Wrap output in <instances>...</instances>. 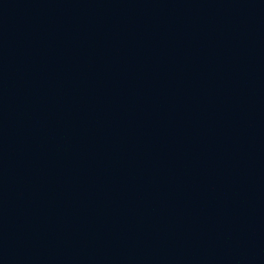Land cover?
Returning <instances> with one entry per match:
<instances>
[{
	"label": "water",
	"instance_id": "obj_1",
	"mask_svg": "<svg viewBox=\"0 0 264 264\" xmlns=\"http://www.w3.org/2000/svg\"><path fill=\"white\" fill-rule=\"evenodd\" d=\"M0 264H264V0H0Z\"/></svg>",
	"mask_w": 264,
	"mask_h": 264
}]
</instances>
